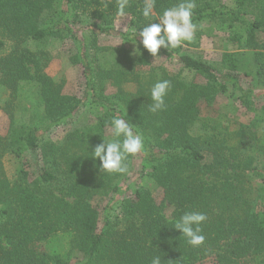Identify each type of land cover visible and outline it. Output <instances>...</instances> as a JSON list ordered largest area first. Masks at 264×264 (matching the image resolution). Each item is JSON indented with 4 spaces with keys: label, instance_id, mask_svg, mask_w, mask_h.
Segmentation results:
<instances>
[{
    "label": "trees",
    "instance_id": "trees-1",
    "mask_svg": "<svg viewBox=\"0 0 264 264\" xmlns=\"http://www.w3.org/2000/svg\"><path fill=\"white\" fill-rule=\"evenodd\" d=\"M180 2L155 0L152 15L145 18L146 1L129 0V27L121 33L112 25L118 0H0V85L15 95L20 82L35 83L43 107L41 117L30 124L16 121L5 109L10 125L0 137V149L16 157L38 154L43 167L33 180L24 165L14 182L0 178V264H70L68 256L37 252L39 244L58 233L69 234L71 248L82 256L75 264H151L155 256L162 264H196L207 258L216 264H264V189L252 190L245 181L247 173L263 175L254 167L255 158L226 153L225 141L214 135L194 134L202 121L200 102L211 106L222 94L248 108L255 98L264 100V93L255 94L241 81L247 77L251 85L264 87V43L256 39L264 33V0H195L193 23L216 20L227 29L225 41L237 49L221 55L220 70L181 54L179 47L159 50L158 55L201 76L205 84L185 83L156 69L142 80L135 66L146 64L151 54L140 44L139 32ZM75 25L85 29L81 39ZM97 35L117 36L142 53L131 61L125 52L109 64L105 55L99 56ZM52 39L77 46L71 60L82 68L80 98L64 94V81L44 72L51 60L45 44ZM159 80L171 81V87L165 109L152 113L150 90ZM108 81L116 88L112 94L104 93ZM130 82L136 85L133 93L123 89ZM92 106L102 109L92 126H74L56 142L48 138ZM262 112L264 116V106ZM115 116L128 119L143 135L144 151L136 154L139 172L148 170L146 175L162 188L164 201L173 207L171 219L146 190L134 189L132 197L121 198L129 188H124L127 174L99 170L100 161L91 154L106 140L104 129ZM236 135L238 147L244 145L242 131ZM132 158L125 161L128 172ZM96 196L109 198L100 222L92 206ZM114 207L121 217L111 221ZM189 211L207 216L199 247L190 246L175 229Z\"/></svg>",
    "mask_w": 264,
    "mask_h": 264
},
{
    "label": "rangeland",
    "instance_id": "rangeland-1",
    "mask_svg": "<svg viewBox=\"0 0 264 264\" xmlns=\"http://www.w3.org/2000/svg\"><path fill=\"white\" fill-rule=\"evenodd\" d=\"M148 2V0H145ZM227 2V0H224ZM81 16V14H80ZM81 18V17H80ZM91 18H94L93 16ZM158 20V19H157ZM130 18L128 15L123 17L117 15L113 20V27L117 32L125 33L128 31ZM158 23V21H157ZM197 30L192 42H184L180 48L181 54L191 56L194 59L206 62L212 65L217 70L221 69V55L224 52H235L237 49L232 44L225 41L227 29L221 28L216 20H208L203 22H195ZM75 34L81 39L83 29L80 25H75ZM84 37V36H83ZM96 46L99 48V56L105 55L103 60L111 64L116 60L117 56L126 55L131 61H136L142 49L138 45L123 42L117 36L97 35L95 37ZM257 41L264 43V33H258ZM45 50L50 53L51 60L45 68L44 72L49 77L58 81L63 80L62 92L67 95L82 97L84 88V78L82 68L79 64L73 63L71 57L77 52V46L71 40L52 39L46 42ZM139 49L140 55H135L134 51ZM123 54V55H122ZM101 57V59H102ZM147 63L135 66V73L142 76L143 79H149L151 69L163 70L168 75L175 77L185 83H194L203 85L205 79L192 72L184 70L176 61L167 58L164 55L147 56ZM242 85L250 87L254 93H264L263 86L251 85L250 78L241 77ZM123 89L127 92H135L136 85L127 83L123 85ZM116 91L114 84L108 81L105 86V94H112ZM7 108H6V107ZM264 106L263 97H257L252 101L250 107L242 106L236 99L230 100L222 94H217L213 104L207 105L205 102L198 104L199 118L202 119L197 123L194 134L197 136L214 135L216 140L225 141V152L229 151L233 154H249L255 158L254 167L264 175V155L261 146L264 147V116L262 107ZM9 110L16 121L30 124L37 121L42 114V104L40 100L39 89L37 85L31 81L20 82L18 91L15 95L11 94L7 89L0 85V137L4 138L9 129L10 118L6 110ZM101 108L92 106L82 109L74 124L57 127L48 138L56 142L74 126H92L96 122L97 115H100ZM210 126L215 127L211 130ZM206 127L208 129H206ZM224 131V132H223ZM243 133L245 144L238 147L236 133ZM106 140H111V128L104 129ZM218 137V139H217ZM224 138V139H222ZM206 158L209 157L205 153ZM133 156L131 169L127 173L125 187L129 188L121 195V198H130L133 196L134 189H143L150 193L153 201L157 205H161L163 213L167 219H171L173 207L164 201L163 190L160 186L146 175L148 170L142 175L139 172V164ZM21 165L25 166L30 180L38 177L40 170L43 167L40 155L31 152L22 153L21 157H16L12 154L2 152L0 149V178L12 183L16 179V174ZM263 175H256L252 172L246 174L245 181H248L252 190L264 189ZM108 197L96 196L92 200V206L99 214V222L104 215L108 203ZM121 212L118 207H114L109 212L111 221L120 219ZM70 235L67 233H58L55 236L47 239L37 247L38 253L57 254L65 256L70 261V264H75L82 259L79 253L71 248ZM196 264H216L213 258H207Z\"/></svg>",
    "mask_w": 264,
    "mask_h": 264
},
{
    "label": "clouds",
    "instance_id": "clouds-1",
    "mask_svg": "<svg viewBox=\"0 0 264 264\" xmlns=\"http://www.w3.org/2000/svg\"><path fill=\"white\" fill-rule=\"evenodd\" d=\"M129 0H118L117 15H126ZM155 0L145 3L142 14L145 18L152 15ZM196 8L195 0H181L177 5L164 10L158 18V23L152 22L142 27L139 32L140 44L153 57H157L161 48L169 50L181 46L184 42H192L197 25L193 23V11ZM140 55L139 49L134 51ZM171 87V81L159 80L150 90L151 103L149 111L156 113L165 109V97ZM112 133L111 140H103L95 146L92 157L99 159L100 171L113 174H127L128 166L125 163L129 156L144 151V137L136 131L137 126L131 124L119 116L110 121ZM207 220L204 213L198 211L185 212L175 223V229L179 230L192 247H199L204 243L201 225ZM151 264H162L161 258L155 256Z\"/></svg>",
    "mask_w": 264,
    "mask_h": 264
}]
</instances>
